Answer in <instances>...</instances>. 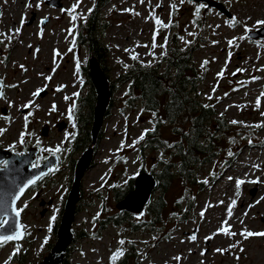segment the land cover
Segmentation results:
<instances>
[{"label": "rangeland", "instance_id": "374dc122", "mask_svg": "<svg viewBox=\"0 0 264 264\" xmlns=\"http://www.w3.org/2000/svg\"><path fill=\"white\" fill-rule=\"evenodd\" d=\"M105 1L108 4L95 12L102 45L109 49L106 68L111 82L122 74L123 66L134 61L143 65L159 62L165 51L159 45L165 44V37L167 42L180 46L197 40L194 17L200 8L199 13L207 19L193 57L202 78L197 95L222 119L223 126L230 127L228 132L234 133L213 134V156L196 171L195 181L201 183V190H193L191 202L183 199L179 183L162 194L167 205L162 225L138 232H133L129 223L110 225L108 219L119 212L114 200L116 190L124 189L142 169L156 171L160 161L169 159L164 150L150 148L145 139L136 142L145 130L155 127L153 116L138 104L129 105L124 98L126 85H117L103 120L102 138L98 144H89V148L94 146L93 167L80 184L72 229L83 237L73 241L64 264H112L111 257L118 250L123 252L122 257L128 249L133 258L129 264H264V237L244 239L240 235L245 229L264 232V126H258L264 125V40L244 38L250 33L245 27L254 32L256 21L264 20V0H145L143 4L140 0ZM76 3L0 0V33L4 34L0 35V149L21 152L24 145L37 147L42 154L59 155L62 165L55 182L37 185L17 205L23 209L21 224L27 239L0 248V264H45L56 241L53 227L59 225L72 179L67 166L83 154L75 141L79 136L77 142L81 143L85 137L77 130V123L78 118L87 117L88 107L79 106L71 119L69 109H75L78 100L91 93L82 70L88 61L87 51L75 39L78 25L94 9L96 0H82L73 21L68 10ZM153 10L155 18L170 25L159 27L155 48L153 35L158 26L150 15ZM233 17L235 25L231 24ZM134 55L138 58L132 59ZM221 72L222 77L218 76ZM49 76L50 80L45 79ZM38 90L39 96H34ZM233 120L242 123L232 124ZM161 129L170 140L169 131L159 126ZM237 180L245 181L239 189ZM255 180L260 182H250ZM159 195L153 191L149 200ZM233 201L228 225L236 235L226 236L218 229ZM141 218L142 213L132 223ZM120 240L125 243L120 245ZM17 247L20 251L13 255Z\"/></svg>", "mask_w": 264, "mask_h": 264}, {"label": "trees", "instance_id": "16d2710c", "mask_svg": "<svg viewBox=\"0 0 264 264\" xmlns=\"http://www.w3.org/2000/svg\"><path fill=\"white\" fill-rule=\"evenodd\" d=\"M107 4L105 0H96L94 9L81 25H78L75 39L76 44L83 46L87 51L88 60H94L106 77L109 49L102 45L95 11L104 8ZM194 18L199 40H193L183 46L167 42L159 62L153 65H143L134 61L130 65L123 66L122 74L115 81H109L111 97L117 85H126L124 98L127 103L129 105L138 104L144 112L153 116L155 131L148 132L144 139L150 144V148L164 150L169 157L168 160L158 163L160 169L156 171L154 168L150 171L145 169L140 171V173L149 172L153 175L156 181L154 191L160 193L158 197L147 203L140 221L136 224L132 223L134 217L122 211L118 212L115 218H109L107 221L115 227L129 223L133 227L132 231L138 232L145 228L153 229L162 225L163 215L167 210L162 194L175 183H179L182 187L183 199L191 202L195 195L193 190L198 192L201 190V183L195 181L196 171L199 167L208 164L213 156L214 149L211 140L213 134L221 131L228 134L234 133V131L228 132L230 127L223 126L222 119L198 98L197 89L202 78L195 68L193 57L199 48L201 36L206 31L205 19L207 18L201 13ZM82 70L90 85L91 93L86 98L78 100L74 112L79 106L88 107L87 117L78 118L77 123V130L85 137L79 143L77 142L78 136L76 146L84 151L91 143L89 126L92 125L96 98L90 83L88 66L86 65ZM159 126L169 131L170 140L164 137L163 129L159 130ZM101 138L102 132L96 144ZM132 188L133 180L131 179L124 189L116 190L114 200L116 202L122 200ZM56 228L57 224L53 227L54 234ZM75 237L77 240L83 236L76 234ZM129 261L132 262L133 258L128 249L124 252V256L117 258L116 264H129Z\"/></svg>", "mask_w": 264, "mask_h": 264}, {"label": "water", "instance_id": "95a60500", "mask_svg": "<svg viewBox=\"0 0 264 264\" xmlns=\"http://www.w3.org/2000/svg\"><path fill=\"white\" fill-rule=\"evenodd\" d=\"M192 1L198 3L204 2V0ZM247 37H250V39L264 40V27L248 33ZM87 66L89 69L90 83L95 91L96 98L90 130L91 142L94 144L102 128L104 116L110 107L111 96L109 80L105 77L97 63L94 60H89ZM43 94L44 92L41 95ZM61 128H63V125ZM34 153L35 149H32L29 155L16 157L11 155L10 152L0 149V163L4 161L8 162V167L0 170V205L7 207L6 216L10 223H15L17 219L20 223V216L16 218L11 212L12 197L18 193L21 187L28 185L29 181H36L38 178L47 174L51 167L55 166V160L49 158L37 169H26L32 163L30 156ZM92 156L93 151L91 148H88L83 151L82 156L75 162L73 178L62 208L59 225L56 229V241L44 261L45 264H63L67 250L73 243L74 232L72 226L76 206L80 198V184L86 172L91 168ZM31 185L25 187L23 194ZM155 187L156 181L151 173H139L133 179V189L124 199L117 203L116 209L118 211H126L133 216L140 215L149 202V197ZM22 196H20V199ZM18 201H16V205ZM4 215V207H0V216ZM11 232V228L7 226L4 229H0V235H10ZM23 238L24 234L20 240L10 242L19 243Z\"/></svg>", "mask_w": 264, "mask_h": 264}, {"label": "snow or ice", "instance_id": "6c2138e0", "mask_svg": "<svg viewBox=\"0 0 264 264\" xmlns=\"http://www.w3.org/2000/svg\"><path fill=\"white\" fill-rule=\"evenodd\" d=\"M81 2H82V0H77V3L75 5H73V8L71 10H68L69 11V15L71 16V18H72L73 21H75L77 19V16L74 15V13L76 11V8L79 6V4ZM140 2L143 4L145 2V0H140ZM149 2H150V0H149ZM182 2H183V0H182ZM28 6H30V5H28ZM38 6L39 5H37V7ZM157 6H159V5H157ZM200 7H203V6L201 5ZM89 11H91V9ZM125 11H130V10H127L126 9ZM199 11H200V8H197L196 9V13H195L197 16L199 15ZM133 14L134 15H139V13H133ZM150 15L153 16V18L155 19V23L158 26L157 29H156V32L153 35V44H152V47L155 48V47H157V45L155 43V39H156V35L159 32V27L160 26L168 27L170 25H163L161 20H159L158 18H155L154 10H153V12L150 13ZM249 19H250V17H249ZM22 22H23V19H22ZM42 23H43V21H42ZM236 23H237V20H236L235 17H233L232 20H231V24L232 25H235ZM262 25H264V20H258V21H256L255 27L257 28V30H259V26H262ZM245 31L246 32H251L252 29H249V28L245 27ZM18 32H19V29L16 30V33L17 34H18ZM70 34H71V30H70ZM0 35H4V34L0 33ZM190 35H191V33H190ZM244 38L250 39V37H244ZM0 42H2V41H0ZM74 43L75 42L73 41V44ZM229 43L230 44H233L234 41H229ZM166 44H167V37H165V44L164 45H159V46L162 47V48H166ZM261 47H264V45H261ZM70 51H71V49H70ZM126 51H128V50L126 49ZM137 58L138 57L135 56V55L132 57V59H137ZM204 63L206 64L207 61H205ZM21 67H23V66H21ZM238 71H242V70H238ZM218 76L222 77L223 76V72L218 73ZM45 79L50 80L51 77L50 76L49 77H45ZM253 79H258V78H255L254 77ZM2 87H3L2 82H0V88H2ZM39 94H40V91L39 90L37 92L33 93L34 96H39ZM2 95H3L2 92H0V97H2ZM74 95H78V93L77 94H74ZM65 99L67 100L68 97H65ZM209 99H211V97H209ZM256 103H257V106H259V104H260V98L257 99ZM25 107H30V105H25ZM206 107H207V105H206ZM53 110H55V106H53ZM73 111H74V108H70L69 109V118L70 119L72 118ZM221 115H223V113H221ZM231 123L232 124H240L242 122L233 120V121H231ZM258 126H264V125H258ZM0 131H2V130H0ZM149 131H155V129L153 128V129L145 130V132L141 134V136L138 138V140L136 142H139V140H143L144 137H145V135H147V133ZM20 140H21V143L24 142V136H23V134L21 135ZM121 147L123 148L124 145L122 144ZM55 151H57V152L60 151L59 147L57 149H55ZM38 166H39L38 164H33L32 165L33 168H37ZM3 167L4 168H7L8 167V162H3ZM255 167H258V166H255ZM50 171L54 172L55 169H50ZM229 179H232V178L229 177ZM250 182L251 183H259L260 181L259 180H255V181H250ZM35 183H36L35 180H31V181L28 182V185L35 184ZM204 183H207V181H204ZM236 183H237V188L239 189L240 185L243 184V183H245V181H243V180H237ZM28 185H25L24 187H21L19 189L18 193L12 197V201H11V212L14 214V216L16 218H19L21 212L23 211L22 208H19L18 209L16 207V201H18L20 199V196L23 195V192L25 190V187H27ZM221 203H223V202H221ZM234 205H235V201H233V204L228 207V210H227V219H225L222 222V228L221 229H218V233L222 231L223 234L226 235V236H235L236 235V233L230 231V227L231 226L228 225V220L231 219V217H232V207ZM0 207H4V212H5V215L4 216H0V229H4L7 226V227L11 228V230H12V232H11L10 235H0V248H2L7 242L20 240L22 238L23 234H24V226L19 223V220L18 219L16 220L15 223H10V221L7 219V216H6L7 207L4 206V205H0ZM25 207H26V205H25ZM200 215L203 217L204 212L202 211L200 213ZM51 219L54 221L55 220V216H53ZM241 223H243V221H241ZM225 226H227V227H225ZM48 231L49 232L52 231L51 227H49ZM240 235H242L244 239H248V238H252V237H264V232H252V231H249V230L245 229V230H243L240 233ZM209 238H211V237H209ZM191 239L193 241H195L196 237L195 236H192ZM45 243H47V239L45 240ZM118 243L120 245H123L125 243V241L124 240H120ZM19 251H20V249H19V247H17L14 250L13 255H15L16 253H18ZM217 251L218 252H223L224 250L223 249H217ZM241 251H243V249H241ZM121 255H123V252L120 251V250H118L111 257L112 264H115V261ZM202 255H203V253H202ZM174 259H176L177 261H179L181 258L180 257H174ZM237 259H238V257H237ZM6 264H7V262H6Z\"/></svg>", "mask_w": 264, "mask_h": 264}, {"label": "flooded vegetation", "instance_id": "af4514ba", "mask_svg": "<svg viewBox=\"0 0 264 264\" xmlns=\"http://www.w3.org/2000/svg\"><path fill=\"white\" fill-rule=\"evenodd\" d=\"M3 94V93H2ZM3 96V95H2ZM27 112V109H25L24 113ZM3 115L6 114V110H4V112L2 113ZM87 139V137H86ZM75 143H77L75 141ZM32 149H35V153L32 154L30 156L31 160H32V163L26 168V169H37L38 167H40L43 163H45V161H47L49 158L51 159H54L55 160V166L54 167H51L50 169H55L54 172L49 171L47 172V174H45L44 176L38 178L36 180V183L35 184H32L27 190L26 192L23 194V197L33 188H35L37 185L39 184H42V185H47L49 183H53L55 182V178L61 173V170H62V165H61V162H60V157L59 155L57 154H42L41 153V150L37 147H29V145H24V151H21V152H12L10 151V154L11 155H14L16 157H23L25 155H29V152L32 151ZM33 164H38L39 166L37 168H33L32 165ZM74 166H75V162L71 161V163L69 164L68 169L70 171H72V178H73V171H74ZM91 166L93 167V165L91 164ZM66 167V168H67ZM4 169L3 167V163L0 164V170ZM39 197V195H36V199ZM23 199V198H22ZM21 199V200H22ZM20 200V201H21ZM19 201V202H20ZM18 202V204H19ZM17 204V205H18ZM27 239V234L25 233V236H24V240Z\"/></svg>", "mask_w": 264, "mask_h": 264}, {"label": "bare ground", "instance_id": "6f19581e", "mask_svg": "<svg viewBox=\"0 0 264 264\" xmlns=\"http://www.w3.org/2000/svg\"><path fill=\"white\" fill-rule=\"evenodd\" d=\"M58 89H59V90H58V91H59V94H58V96H60V97H61V96L63 95V93H62V90H61V88H58ZM262 221H263V219H262Z\"/></svg>", "mask_w": 264, "mask_h": 264}]
</instances>
